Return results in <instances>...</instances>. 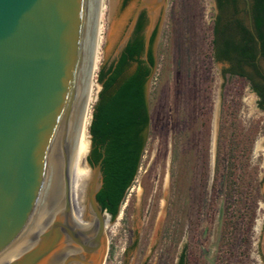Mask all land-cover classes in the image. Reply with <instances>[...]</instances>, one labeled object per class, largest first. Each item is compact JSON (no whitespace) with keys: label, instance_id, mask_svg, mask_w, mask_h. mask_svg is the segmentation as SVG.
I'll use <instances>...</instances> for the list:
<instances>
[{"label":"rangeland","instance_id":"rangeland-1","mask_svg":"<svg viewBox=\"0 0 264 264\" xmlns=\"http://www.w3.org/2000/svg\"><path fill=\"white\" fill-rule=\"evenodd\" d=\"M215 15L214 0H166L147 143L120 219L108 216L103 264H176L183 251L186 264H264V113L212 57Z\"/></svg>","mask_w":264,"mask_h":264},{"label":"water","instance_id":"water-1","mask_svg":"<svg viewBox=\"0 0 264 264\" xmlns=\"http://www.w3.org/2000/svg\"><path fill=\"white\" fill-rule=\"evenodd\" d=\"M165 3L105 0L90 123L100 67L118 58L141 12L143 60L157 27L155 59ZM94 8L95 0H0V264L104 262L101 161L87 163L90 124L87 166L77 164Z\"/></svg>","mask_w":264,"mask_h":264},{"label":"trees","instance_id":"trees-1","mask_svg":"<svg viewBox=\"0 0 264 264\" xmlns=\"http://www.w3.org/2000/svg\"><path fill=\"white\" fill-rule=\"evenodd\" d=\"M128 1L124 0V3ZM216 4L221 16L212 24V57L217 63L229 64L222 72L224 78H237L250 84L251 90L259 97V109L264 111V75L255 64L258 53L264 62V0H251L252 30L249 28L247 11H244V17L241 14V19L237 18L239 12L236 18L228 19L232 16L230 3L216 0ZM147 22L145 12H141L118 58L102 65L97 74L101 89L89 127L90 152L87 163L93 169L101 161L102 185L95 199L101 212L105 211L111 221L118 216L127 191L137 176L147 143L150 115L146 93L155 67L153 43L157 34L156 27L149 39L146 60H143ZM245 66L250 67L253 73L246 72ZM235 152L236 146L232 143L228 150L230 168ZM218 164L219 149L215 175ZM230 174L227 191L229 201L232 198ZM260 184H264V176ZM176 264H186L184 251Z\"/></svg>","mask_w":264,"mask_h":264},{"label":"bare ground","instance_id":"bare-ground-1","mask_svg":"<svg viewBox=\"0 0 264 264\" xmlns=\"http://www.w3.org/2000/svg\"><path fill=\"white\" fill-rule=\"evenodd\" d=\"M104 2L105 0H95L90 60H89L86 92H85L84 105H83V111H82V119H81V126H80L78 151H77V164L80 168H83V169H85L87 166L86 160L83 156L84 149H85V142L83 140V137L85 136L88 130L89 124H90L91 106H92V97H93V88H94L93 82L95 79L97 58H98V37H99V29H100V22H101ZM123 209H124V206L121 208V211L118 216V220L120 219ZM103 220L105 224V229H107L110 224V220L107 216H103ZM259 227H260V221L258 222L256 226L257 232L260 229Z\"/></svg>","mask_w":264,"mask_h":264},{"label":"flooded vegetation","instance_id":"flooded-vegetation-1","mask_svg":"<svg viewBox=\"0 0 264 264\" xmlns=\"http://www.w3.org/2000/svg\"><path fill=\"white\" fill-rule=\"evenodd\" d=\"M223 1H226V2L230 3V10H231V15L232 16H229L228 19L236 18V16H237L236 13L237 12H239V15H241V14L243 15L244 11H247V19H248V23H249V28L252 29V27H251V15H250L251 0H248L249 1V8H247V4H246L245 0H223ZM214 2H215V8H216V15H215V18H214V21H215V19H218V17H220L221 15H220L219 10L217 8L216 0H214ZM243 17H244V15H243ZM258 55H259V57H258ZM223 64H225L227 66V68L229 67V64L227 62H223ZM255 64L257 65L259 70L261 69V72L264 75V62L260 59V53L257 54ZM244 69H245L246 72H248L250 74L253 73V70L250 67H248V66H245ZM247 85H248V88L251 91V93H253L255 95V97L257 98L256 105H257V108L259 109V107H258L259 97L256 95L255 92H253L251 90L250 84H247ZM259 110L264 113L263 110H261V109H259Z\"/></svg>","mask_w":264,"mask_h":264},{"label":"built area","instance_id":"built-area-1","mask_svg":"<svg viewBox=\"0 0 264 264\" xmlns=\"http://www.w3.org/2000/svg\"><path fill=\"white\" fill-rule=\"evenodd\" d=\"M103 216H107L108 217L109 215L107 213H105V214H103Z\"/></svg>","mask_w":264,"mask_h":264}]
</instances>
